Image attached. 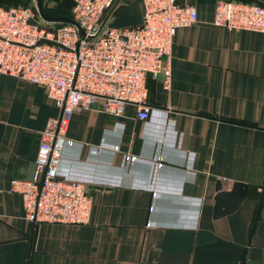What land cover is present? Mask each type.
<instances>
[{
    "label": "crops",
    "instance_id": "crops-1",
    "mask_svg": "<svg viewBox=\"0 0 264 264\" xmlns=\"http://www.w3.org/2000/svg\"><path fill=\"white\" fill-rule=\"evenodd\" d=\"M63 1L45 17L69 18ZM217 1L178 0L198 21L175 34L168 88L147 78L145 121L133 105L72 115L58 176L88 189L87 225L25 220L10 183L29 181L58 110L43 87L0 75V264H264V34L213 26ZM16 6L38 9L0 0ZM142 20L141 0H117L107 27ZM219 183L247 194L214 217Z\"/></svg>",
    "mask_w": 264,
    "mask_h": 264
},
{
    "label": "built area",
    "instance_id": "built-area-1",
    "mask_svg": "<svg viewBox=\"0 0 264 264\" xmlns=\"http://www.w3.org/2000/svg\"><path fill=\"white\" fill-rule=\"evenodd\" d=\"M70 23L51 25L38 18L36 7H0V75L43 87L58 110L40 133L35 169L29 181H11L22 198L31 225H87L92 199L84 184L58 176L71 117L99 107L121 116L137 108L145 121L148 75L164 76L167 89L171 51L178 29L198 21L193 5L178 0H141L142 23L99 29L117 0H72ZM264 1V0H262ZM213 26L264 34V5L218 0ZM99 33V34H98Z\"/></svg>",
    "mask_w": 264,
    "mask_h": 264
},
{
    "label": "water",
    "instance_id": "water-1",
    "mask_svg": "<svg viewBox=\"0 0 264 264\" xmlns=\"http://www.w3.org/2000/svg\"><path fill=\"white\" fill-rule=\"evenodd\" d=\"M226 1H228V0H226ZM256 1L259 2L260 4L264 5V1H262V0H256ZM37 4H38L39 15L45 22L70 23L68 18H55V19H53V18L45 17L43 10H42V6H41V0H37ZM59 6L65 10L71 11L72 7L74 6V3L72 0H64ZM115 8H116V5L108 13L106 18L104 19L103 23L100 26L99 33L107 25L109 17L113 13ZM150 77H151V75H148V78H150ZM156 79L164 80V76L162 74H159V75H157ZM93 107H95V106H93ZM34 169H35V165H33V167H32L31 177L29 180L32 179ZM217 190L219 192L217 194V197L215 198L216 204H215L214 217H220V216H224V215H227V214L234 212L240 206V204L243 202V200L245 199V196L247 194L246 185L239 184V183H236L235 185H233L232 190L229 192H221V184L219 183L217 185Z\"/></svg>",
    "mask_w": 264,
    "mask_h": 264
},
{
    "label": "rangeland",
    "instance_id": "rangeland-1",
    "mask_svg": "<svg viewBox=\"0 0 264 264\" xmlns=\"http://www.w3.org/2000/svg\"><path fill=\"white\" fill-rule=\"evenodd\" d=\"M55 2H56V0H41L42 10L44 11L45 16H53V15L58 13Z\"/></svg>",
    "mask_w": 264,
    "mask_h": 264
},
{
    "label": "trees",
    "instance_id": "trees-1",
    "mask_svg": "<svg viewBox=\"0 0 264 264\" xmlns=\"http://www.w3.org/2000/svg\"><path fill=\"white\" fill-rule=\"evenodd\" d=\"M56 1H60V0H56ZM237 2H242V3H256V4H260L259 2H257L256 0H234ZM62 11V10H61ZM65 16H70V12L63 10ZM44 13V11H43Z\"/></svg>",
    "mask_w": 264,
    "mask_h": 264
}]
</instances>
